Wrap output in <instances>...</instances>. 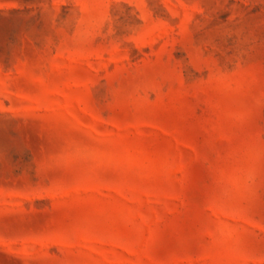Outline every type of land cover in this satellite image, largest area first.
<instances>
[{"label":"rangeland","instance_id":"1","mask_svg":"<svg viewBox=\"0 0 264 264\" xmlns=\"http://www.w3.org/2000/svg\"><path fill=\"white\" fill-rule=\"evenodd\" d=\"M0 264H264V0H0Z\"/></svg>","mask_w":264,"mask_h":264}]
</instances>
